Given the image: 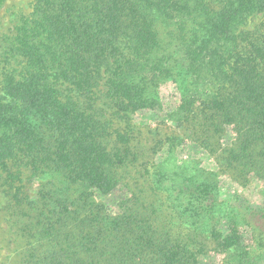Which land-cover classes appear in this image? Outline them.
I'll return each mask as SVG.
<instances>
[{
	"label": "trees",
	"instance_id": "16d2710c",
	"mask_svg": "<svg viewBox=\"0 0 264 264\" xmlns=\"http://www.w3.org/2000/svg\"><path fill=\"white\" fill-rule=\"evenodd\" d=\"M12 15L0 195L17 264H200L207 239L218 264H264V206L224 210L217 173L168 154L141 162L133 129L113 132L114 116L160 109L171 82L166 118L213 154L229 132L223 163L264 183V0H30Z\"/></svg>",
	"mask_w": 264,
	"mask_h": 264
},
{
	"label": "rangeland",
	"instance_id": "374dc122",
	"mask_svg": "<svg viewBox=\"0 0 264 264\" xmlns=\"http://www.w3.org/2000/svg\"><path fill=\"white\" fill-rule=\"evenodd\" d=\"M30 0H8L4 10L0 15V33L6 31L11 26L10 21L13 13L16 10L27 9ZM174 84L171 82L162 83L159 86V102L160 109L154 111H136L133 113H126L124 116L113 117V132L124 130L126 125L130 126L133 131L128 134L129 146L134 148L133 153L136 154L138 160L145 161L155 158L156 161H161L165 155H173L177 161L181 162H198L200 167L206 171L214 172L219 175V199L218 203H223V209H259L264 206V183L257 181L255 178L251 179L248 184L237 181L234 171L226 163L221 160V152L225 146H228L230 141V133L228 132L223 138L218 139L217 154L205 150L203 147L193 142L191 137V128L187 125L177 127L166 118V112L172 104L178 102V95L173 88ZM123 113V112H121ZM113 139L115 135L113 133ZM169 137L176 138L173 147V152L168 153ZM177 140H180L177 141ZM183 140V141H182ZM156 153L154 151L157 147ZM184 143V144H183ZM153 150H152V149ZM1 182V178H0ZM157 199L161 205H164V197L161 194L157 195ZM124 198L122 189L115 191L112 197H109L106 202L108 205L117 208L118 204ZM0 195V264H17L23 249V242L16 234V229L13 226L9 215L5 214L7 211L5 207V200ZM6 217V218H5ZM5 218V220H4ZM246 235L242 234L244 244L251 242L249 228H244ZM215 243L207 239L205 240V252L200 254V264H218V256L214 249Z\"/></svg>",
	"mask_w": 264,
	"mask_h": 264
}]
</instances>
